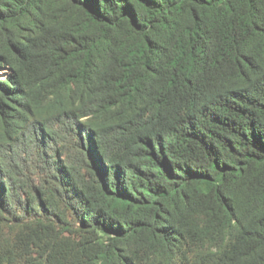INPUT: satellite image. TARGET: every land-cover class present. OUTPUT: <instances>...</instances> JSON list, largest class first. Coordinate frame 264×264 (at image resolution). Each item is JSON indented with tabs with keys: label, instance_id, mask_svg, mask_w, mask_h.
I'll return each instance as SVG.
<instances>
[{
	"label": "trees",
	"instance_id": "trees-1",
	"mask_svg": "<svg viewBox=\"0 0 264 264\" xmlns=\"http://www.w3.org/2000/svg\"><path fill=\"white\" fill-rule=\"evenodd\" d=\"M1 67L0 264H264V0H0Z\"/></svg>",
	"mask_w": 264,
	"mask_h": 264
},
{
	"label": "rangeland",
	"instance_id": "rangeland-1",
	"mask_svg": "<svg viewBox=\"0 0 264 264\" xmlns=\"http://www.w3.org/2000/svg\"><path fill=\"white\" fill-rule=\"evenodd\" d=\"M11 70L7 67H1L0 68V79H5L10 74ZM43 119L41 117H37L35 115L30 116L24 125L20 127L19 125H10L8 127V131L2 130V127H0V132L3 131L5 136L0 139V150L3 151H12L18 149V151L23 154V158L26 159L27 156L24 155V142L27 140L30 130H32L35 127H40V122ZM40 136V135H39ZM207 253V251H206ZM164 259L162 257H157L155 260V264H165L163 261ZM171 264H181L179 260L175 259Z\"/></svg>",
	"mask_w": 264,
	"mask_h": 264
}]
</instances>
